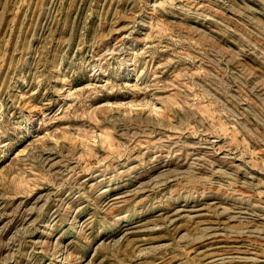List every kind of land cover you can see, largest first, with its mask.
Wrapping results in <instances>:
<instances>
[{
	"label": "rangeland",
	"instance_id": "1",
	"mask_svg": "<svg viewBox=\"0 0 264 264\" xmlns=\"http://www.w3.org/2000/svg\"><path fill=\"white\" fill-rule=\"evenodd\" d=\"M0 264H264V0H0Z\"/></svg>",
	"mask_w": 264,
	"mask_h": 264
}]
</instances>
